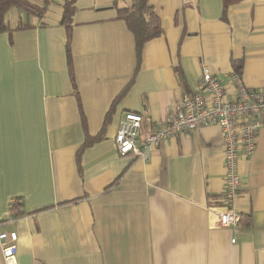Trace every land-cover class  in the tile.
<instances>
[{"label":"crops","instance_id":"1","mask_svg":"<svg viewBox=\"0 0 264 264\" xmlns=\"http://www.w3.org/2000/svg\"><path fill=\"white\" fill-rule=\"evenodd\" d=\"M28 1L43 13L15 12L14 24L7 13L0 33V233L17 234L18 264H264V127L238 161L234 207L250 222L231 228L211 212L224 187L218 127L167 139L148 161L114 145L126 112L142 116L141 141L203 67L226 85L241 62L243 86L261 88L264 0H149L161 34L139 60L117 18L133 0H75L71 70L64 0Z\"/></svg>","mask_w":264,"mask_h":264},{"label":"built area","instance_id":"2","mask_svg":"<svg viewBox=\"0 0 264 264\" xmlns=\"http://www.w3.org/2000/svg\"><path fill=\"white\" fill-rule=\"evenodd\" d=\"M142 116L126 112L119 121L114 145L120 156L132 155L148 161L160 144L177 135L191 133L201 127L221 130L224 164V187L221 204L211 209L217 228L236 227L241 215L235 210L234 200L241 188L238 161L253 157L258 131L264 127V81L261 88L247 90L238 74L232 73L224 85L208 67H203L196 89L184 96L163 122L154 124L140 141ZM15 232L0 233L3 264H18ZM234 239L231 243H234Z\"/></svg>","mask_w":264,"mask_h":264},{"label":"trees","instance_id":"3","mask_svg":"<svg viewBox=\"0 0 264 264\" xmlns=\"http://www.w3.org/2000/svg\"><path fill=\"white\" fill-rule=\"evenodd\" d=\"M74 3L75 0H64V3L62 5V16L59 22V24L64 26L66 30L65 51L69 70H71V21L75 11ZM45 5L46 4H44L42 9H38L28 0H0V33H10L12 31V29L9 28L8 23L6 22V14L11 9L16 8L26 12L35 11L39 14H42L43 10L45 9ZM117 18L124 21L130 32L133 34L136 45L137 59L139 60L140 53L144 44L152 39L159 37L161 34L159 18L153 13L152 8L149 6V0H133L130 7L120 8L117 10ZM23 26L26 25L20 23L14 28V30H19L23 28ZM234 68V71L239 75L241 72V62L234 63ZM133 80L134 77L131 79L126 88L114 100L112 108L123 97L128 87L133 83ZM108 115L107 117H109ZM98 140H100L99 136L93 138L86 137L83 145L77 153V158H79L80 153L84 148L92 145ZM9 211L10 214L14 217H20L23 215V212L21 211L20 199H16L14 202L10 203ZM242 221L249 224L250 218L241 216L239 223H242Z\"/></svg>","mask_w":264,"mask_h":264},{"label":"rangeland","instance_id":"4","mask_svg":"<svg viewBox=\"0 0 264 264\" xmlns=\"http://www.w3.org/2000/svg\"><path fill=\"white\" fill-rule=\"evenodd\" d=\"M15 12H16V14L22 15V14H21V10H18V9H16V8L11 9V10L8 12V14H7V15H8V16H7V20H9L11 24H14V23H12V22H16V21H13V20H12V18H13V14H15ZM23 21L25 22V17H23Z\"/></svg>","mask_w":264,"mask_h":264}]
</instances>
